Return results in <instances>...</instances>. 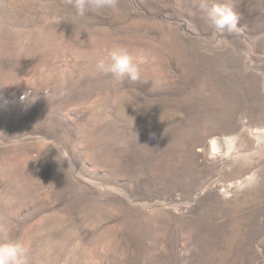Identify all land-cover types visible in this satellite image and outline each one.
<instances>
[{
	"label": "rangeland",
	"instance_id": "374dc122",
	"mask_svg": "<svg viewBox=\"0 0 264 264\" xmlns=\"http://www.w3.org/2000/svg\"><path fill=\"white\" fill-rule=\"evenodd\" d=\"M75 4L0 0V245L264 264V0ZM217 5L237 32L206 23ZM115 48L143 54L136 80L97 70Z\"/></svg>",
	"mask_w": 264,
	"mask_h": 264
},
{
	"label": "clouds",
	"instance_id": "9594fccd",
	"mask_svg": "<svg viewBox=\"0 0 264 264\" xmlns=\"http://www.w3.org/2000/svg\"><path fill=\"white\" fill-rule=\"evenodd\" d=\"M77 10L83 14L89 8H116V0H76ZM206 23L216 32L233 34L238 31V17L229 6H213L206 13ZM111 63L100 59L96 68L100 72H111L118 77L125 75L136 80L139 75V65L143 63L142 53L129 54L126 50L115 48L110 54ZM0 264H29L28 247L19 242L0 245Z\"/></svg>",
	"mask_w": 264,
	"mask_h": 264
},
{
	"label": "bare ground",
	"instance_id": "6f19581e",
	"mask_svg": "<svg viewBox=\"0 0 264 264\" xmlns=\"http://www.w3.org/2000/svg\"><path fill=\"white\" fill-rule=\"evenodd\" d=\"M224 142H225L226 144H230V143H231V141H229V140H228V141L224 140ZM214 145H215L216 147H219V148H220V147H221V142H219V141H218V142H215Z\"/></svg>",
	"mask_w": 264,
	"mask_h": 264
}]
</instances>
